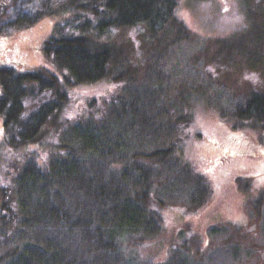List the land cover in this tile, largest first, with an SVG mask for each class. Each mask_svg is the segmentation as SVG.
Instances as JSON below:
<instances>
[{
    "label": "trees",
    "instance_id": "16d2710c",
    "mask_svg": "<svg viewBox=\"0 0 264 264\" xmlns=\"http://www.w3.org/2000/svg\"><path fill=\"white\" fill-rule=\"evenodd\" d=\"M15 1L0 0V15ZM250 2L242 0L246 16ZM176 9V0H64L11 20L15 28L44 16L67 17L69 24L55 20L41 43V53L61 74L44 66L20 72L0 67L4 143L37 142L48 125L58 132L46 165L28 159L11 187L0 186V264H226L242 255L230 239L246 230L234 223L209 225L206 246L180 230L181 239L159 262L131 251L162 230L160 208L178 203L192 211L210 197L206 176L180 160L190 98L211 106L216 99L214 110L234 126L252 120L264 127V92L240 98L223 92L225 83L203 82L192 73L177 79V68L162 67L179 60L186 38L201 41ZM123 27L141 29L147 57L140 66L131 65L128 44L112 36ZM235 38L224 48L235 47ZM103 78L124 82L104 110L73 121L59 117L66 86ZM248 204L264 244V190ZM228 226L230 236L217 240Z\"/></svg>",
    "mask_w": 264,
    "mask_h": 264
},
{
    "label": "rangeland",
    "instance_id": "374dc122",
    "mask_svg": "<svg viewBox=\"0 0 264 264\" xmlns=\"http://www.w3.org/2000/svg\"><path fill=\"white\" fill-rule=\"evenodd\" d=\"M62 1L16 0L7 6L0 15V67L9 66L20 72L44 66L61 74V70L41 53V43L52 33L54 21L68 25L67 17L44 16L18 28L11 27L10 22L16 14L31 17L38 10L45 11L49 4ZM249 1L252 13L246 16L242 0H176L177 16L201 41L190 42L186 38L182 47H178V52L181 51L179 60L171 64L166 62L162 67L177 68V79L192 73L203 82L210 79L225 83L228 88L222 91L230 90L240 98L251 91L264 92V0ZM114 31L112 36L117 43L128 44L131 65L144 63L147 55L141 50L144 49L141 29L123 27ZM234 36L235 47L224 48V42ZM123 83L103 78L66 86L68 99L59 117L73 121L89 112L96 114V111L104 110ZM222 99L225 94L221 95L220 102ZM215 100L211 99V106L197 96L190 98L187 111L191 118L189 126L182 128L180 159L188 162L193 171L206 176L211 187L210 197L192 211L178 203L160 208L162 230L155 237L142 241L140 248L131 250L141 260L159 262L167 257L169 249L181 239L178 236L180 230L195 233L200 245L206 246L209 225L234 223L243 225L246 236L231 237V241L241 245L242 255L232 261L225 260L226 264H264L263 239L248 206V200L264 190V127L252 120H246L241 126L235 121L234 126L231 120L222 118L214 110ZM25 101L32 104L29 98ZM1 122L2 116L0 186L11 187L13 178L28 159L33 158L41 166L47 164L56 150L58 132L50 125L44 126L39 141L11 148L2 139ZM249 183L251 187L244 191L241 186ZM222 236H230V226L217 240L223 239ZM244 241L251 250L243 249Z\"/></svg>",
    "mask_w": 264,
    "mask_h": 264
}]
</instances>
